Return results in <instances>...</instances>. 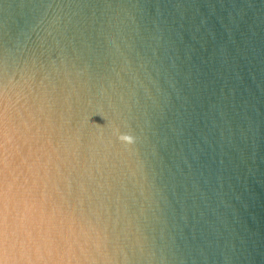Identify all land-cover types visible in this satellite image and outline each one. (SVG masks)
<instances>
[{
    "label": "water",
    "instance_id": "1",
    "mask_svg": "<svg viewBox=\"0 0 264 264\" xmlns=\"http://www.w3.org/2000/svg\"><path fill=\"white\" fill-rule=\"evenodd\" d=\"M0 264H264V0H0Z\"/></svg>",
    "mask_w": 264,
    "mask_h": 264
},
{
    "label": "clouds",
    "instance_id": "2",
    "mask_svg": "<svg viewBox=\"0 0 264 264\" xmlns=\"http://www.w3.org/2000/svg\"><path fill=\"white\" fill-rule=\"evenodd\" d=\"M119 140L125 144L131 145L134 143V137L128 134L119 135Z\"/></svg>",
    "mask_w": 264,
    "mask_h": 264
}]
</instances>
